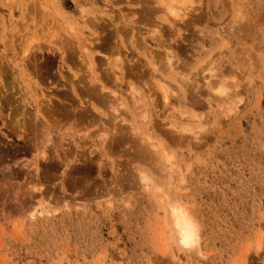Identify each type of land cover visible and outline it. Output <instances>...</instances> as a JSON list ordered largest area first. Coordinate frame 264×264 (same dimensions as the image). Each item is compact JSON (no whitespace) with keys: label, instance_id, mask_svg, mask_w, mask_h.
Masks as SVG:
<instances>
[{"label":"rangeland","instance_id":"obj_1","mask_svg":"<svg viewBox=\"0 0 264 264\" xmlns=\"http://www.w3.org/2000/svg\"><path fill=\"white\" fill-rule=\"evenodd\" d=\"M158 6L0 0V264H264V0H188L176 20ZM147 137L180 178L147 161ZM169 203L198 252L175 241Z\"/></svg>","mask_w":264,"mask_h":264},{"label":"bare ground","instance_id":"obj_2","mask_svg":"<svg viewBox=\"0 0 264 264\" xmlns=\"http://www.w3.org/2000/svg\"><path fill=\"white\" fill-rule=\"evenodd\" d=\"M155 2L159 5L158 6V11L163 12L165 15H167L168 17L174 18V20L179 19L180 15L185 16V12L187 9V3L188 0H155ZM47 12V11H46ZM85 21V20H84ZM86 23V22H85ZM69 26V25H68ZM71 26V25H70ZM68 27L69 31L72 32L75 30V28L73 27ZM157 29V28H156ZM69 32V33H70ZM159 33V32H158ZM155 34V33H154ZM158 40V39H157ZM141 46V44H140ZM142 47V46H141ZM144 47V46H143ZM145 47H147L145 45ZM140 49V48H139ZM86 50H84L85 53ZM170 54V53H169ZM169 56V55H168ZM166 61H164L162 59V61H164L166 64H170V59H168V57L165 58ZM84 61V60H83ZM161 63V62H160ZM163 63V62H162ZM215 64V63H214ZM111 65V64H110ZM113 65V63H112ZM172 65V64H171ZM170 65V66H171ZM161 66V65H160ZM169 68H166V74L167 76H174V78H176V75H173L172 70ZM163 67V66H162ZM208 67V66H207ZM113 69V66L111 67ZM160 68V67H159ZM216 71L217 69L214 68ZM178 70V69H177ZM175 71V70H174ZM207 73H212L213 72V67H212V63H210V67L207 68ZM202 75V74H201ZM209 75V74H208ZM1 77V76H0ZM172 78V77H171ZM207 78V77H206ZM208 79V78H207ZM175 80V79H174ZM1 81V79H0ZM179 81V80H178ZM219 81V82H218ZM216 81V83L213 84V88L211 87L212 90V96L213 94H215V98L220 97L221 101L227 102L229 101L232 97L228 96V91H229V87L227 86V83L224 81H220L218 80ZM184 82V81H183ZM182 83V82H181ZM195 83V82H194ZM208 83V82H207ZM186 84V83H185ZM209 84L210 81H209ZM181 85V84H180ZM151 86V85H150ZM185 86V85H184ZM183 86V89H184ZM190 86V85H186ZM156 87V86H155ZM159 90L161 91L162 94V101H163V106L167 107V109L170 106V102H169V94L172 92L169 88L168 85H166L164 82H161L158 84ZM191 87V86H190ZM4 88V87H3ZM188 88V87H187ZM2 89V88H1ZM3 90V89H2ZM131 90V94H132V99L134 100H138V92L133 89L130 88ZM114 92V91H113ZM111 94H113L112 92H110ZM119 93V92H118ZM116 94V92H114V97L116 98V100L118 101V99L120 98L119 94ZM97 95V94H96ZM214 97V96H213ZM120 100V99H119ZM131 100V99H130ZM141 100V99H140ZM8 101V100H7ZM101 101V100H100ZM5 102V101H4ZM104 102V100H103ZM142 102V101H141ZM109 103V102H108ZM135 103V101H134ZM138 103V102H137ZM144 103V102H143ZM239 102L234 103L233 109L237 108ZM130 104V103H129ZM141 104V103H139ZM110 106V105H109ZM144 106V105H143ZM222 106V105H221ZM9 107V106H7ZM11 107V106H10ZM162 107V106H161ZM163 108V107H162ZM232 109V108H231ZM118 109H115V107H113V111L116 113ZM164 110V109H163ZM230 111V110H229ZM133 113V112H132ZM24 113H21L19 111H17V114L14 118H16V122L18 125H22V122H19L18 118L19 115L20 117H22ZM164 115V114H163ZM172 118L173 115L171 114ZM185 116V115H184ZM119 116H117L116 118H118ZM140 117V116H139ZM176 117V116H175ZM13 118V119H14ZM114 118V120L116 119ZM146 118V117H145ZM146 121V119H144ZM113 121V120H112ZM176 121V120H175ZM31 122V121H30ZM144 122V121H143ZM174 122V121H173ZM181 122V121H180ZM164 123V122H163ZM147 124V123H146ZM182 125V124H180ZM192 125V124H191ZM130 126V125H129ZM35 127V126H34ZM26 128V127H25ZM33 128V127H32ZM178 134H182L183 133H189L190 135H192L193 137H197V135L195 134V128L191 127L190 125H182L179 126L178 128H175ZM202 129V128H201ZM29 131V130H28ZM128 131V130H127ZM15 133V132H14ZM137 132H134V134H136ZM140 133V132H139ZM193 134H195L196 136H194ZM109 135V134H108ZM186 135V134H185ZM22 138V137H21ZM114 139V137H112ZM151 138V137H150ZM149 137L146 138L145 142L146 144H143L142 146H140L139 149H141V152L143 153V155L147 158V161L149 160V162H151V164H153L155 166V168L163 173H166V176L168 177H172L171 175L173 173H175L177 178L181 177V174L183 175V173H181L180 171H174V167L171 164V159L172 157L170 155H168L164 148L161 145H158L154 142H152V140ZM177 138V137H176ZM45 139V138H44ZM49 139V138H48ZM64 139V138H63ZM112 139V140H113ZM181 140V137L178 138L177 140ZM179 140V141H180ZM187 140V139H186ZM65 141V140H64ZM62 141V142H64ZM110 141V140H109ZM145 141V140H144ZM112 142V141H111ZM184 142V141H183ZM139 143V142H138ZM161 143V142H160ZM59 145V144H58ZM3 148V147H2ZM37 151H46V150H41L37 148ZM41 155L45 156L44 152L40 153ZM170 154V153H169ZM89 159V158H88ZM155 169V170H156ZM34 171H36V168L34 169ZM138 173V181L139 184L141 185V187H144L145 189L149 187V178L146 176V174L144 172H142L141 170L137 169L136 170ZM155 172V171H154ZM174 175V176H175ZM164 176V175H163ZM83 178V177H82ZM176 178V179H177ZM172 181V180H171ZM61 186V185H60ZM97 187V185H95ZM99 186V185H98ZM155 187V186H153ZM156 188V187H155ZM37 188L35 187V185H32L30 187L31 192L35 191ZM61 190L63 189V186H61L60 188ZM162 189V188H161ZM38 190V189H37ZM166 193V192H165ZM167 194V193H166ZM32 199V198H31ZM34 199V198H33ZM165 199H167V197L165 196ZM170 199V198H169ZM164 200V199H163ZM166 201V200H165ZM45 200H43L42 203H44ZM42 203H37L35 205H33L32 207L28 206V211H26V213L29 215V217H34L35 215H38L42 213V209L40 211H38L37 208L42 207ZM65 203V202H64ZM18 207V205H17ZM37 217V216H36ZM164 218V217H163ZM167 218L169 221V225L172 229V233H173V237L176 239L175 241H177V243L182 247V248H186V249H195L196 252L199 251V232H198V226L195 223V221L193 220V218L190 216V214L188 213L187 209L183 206H181L178 203H169L168 204V209H167ZM169 229V228H168ZM171 234V231H170ZM172 236V234H171ZM162 237V236H161ZM259 237H261L259 235ZM164 238V237H163ZM256 239V238H255ZM261 239V238H260ZM174 240V239H172ZM258 243V242H257ZM260 244V243H259ZM178 245V246H179ZM259 246V245H258ZM259 248V247H257ZM244 258V257H243Z\"/></svg>","mask_w":264,"mask_h":264}]
</instances>
